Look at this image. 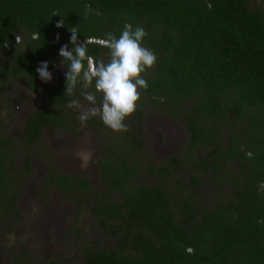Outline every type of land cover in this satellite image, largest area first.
Segmentation results:
<instances>
[{
    "label": "trees",
    "instance_id": "obj_1",
    "mask_svg": "<svg viewBox=\"0 0 264 264\" xmlns=\"http://www.w3.org/2000/svg\"><path fill=\"white\" fill-rule=\"evenodd\" d=\"M126 23L145 29L143 46L157 62L143 74L148 88L140 89L135 124L125 120L129 130L117 133L130 150L123 155L109 145L96 162L108 191L92 212L114 244L87 247L77 264H264V10L250 0H0V55L24 35L9 58L12 73H27L34 89L37 62L62 64L59 50L72 47L71 28L80 42L91 39L87 53L94 61L102 54L107 63L109 50L98 40L107 33L119 38ZM0 80L6 82L5 73ZM82 91H95L94 82L89 89L78 83L71 96L65 75L48 86L49 106L33 109L22 124L26 144H36L46 127L73 129L76 112L67 104L82 99ZM144 99L184 124V163L193 157L186 180L176 174L184 166L174 156L145 170L158 182L133 181ZM86 122L97 123L95 131L106 126L94 117ZM4 155L0 203L14 197ZM48 179L65 191L89 186L86 176L60 171L51 170ZM110 191L116 194L108 199Z\"/></svg>",
    "mask_w": 264,
    "mask_h": 264
},
{
    "label": "rangeland",
    "instance_id": "obj_2",
    "mask_svg": "<svg viewBox=\"0 0 264 264\" xmlns=\"http://www.w3.org/2000/svg\"><path fill=\"white\" fill-rule=\"evenodd\" d=\"M255 5L264 9L260 0H251V6ZM17 36L19 44L22 42L24 35H15V47L7 46L0 55V73L6 74V82L0 80V151L5 153L3 164L7 167L9 192L14 196H7L13 200L12 204L6 196L0 203V264H77L87 247L114 244V240L101 231L98 218L92 212L93 205L108 191L99 177L96 162L109 145L123 155L130 150V145L109 127L100 126L95 131L92 127L97 123L82 125L80 114L90 106L82 97L78 99L82 108H72L76 112L73 129L46 127L40 140L28 146L23 139L22 124L33 109L49 106L45 89L53 81L45 83L38 78L33 84L34 90L27 73H12L15 64L9 57L19 50ZM7 62L10 64L5 71ZM144 111L139 127L141 145L133 154L138 172L133 181L158 182L156 175H149L145 170L150 164L157 166L174 156L179 157L184 166L176 174L186 180V166L192 163L193 157L189 155L184 163L188 152L184 124L162 114L151 104ZM94 118L100 119L99 116ZM126 120L132 126L135 124L134 116ZM7 139L10 142H6ZM81 151L92 154L87 168L81 167L78 156ZM51 170L55 175L60 171L74 179L86 176L89 186L86 189L70 186L65 191L50 183ZM114 194L116 192L110 191L108 199Z\"/></svg>",
    "mask_w": 264,
    "mask_h": 264
},
{
    "label": "clouds",
    "instance_id": "obj_3",
    "mask_svg": "<svg viewBox=\"0 0 264 264\" xmlns=\"http://www.w3.org/2000/svg\"><path fill=\"white\" fill-rule=\"evenodd\" d=\"M55 26L62 27L63 20L55 23ZM70 30L72 47L69 48V45L65 44L59 50V55L63 58L61 63L68 69L65 73V94L73 95L78 83H82L83 89H89L94 82L95 88V91H82L81 93L90 105L80 114L81 124L84 125L88 119L99 116L112 131L127 132L129 126L125 120L137 110L141 101L140 89L147 90L148 88V82L143 74L153 68L157 62L156 54L143 46V40L148 33L139 26L133 30L132 25L127 23L119 38L113 33H107L106 39L98 40L103 47L109 50V59L106 63L103 59L94 61L88 55L87 45L91 39L80 42L78 32L74 28ZM54 39H57L56 35ZM16 40L19 43L20 37L17 36ZM85 61H87V67H85ZM48 64V61L37 62L39 67L36 71L45 83L53 79L52 72L48 70ZM96 93L101 94L99 104ZM67 107L78 109L82 108V105L79 100L72 99ZM78 156L81 160V167L87 168L92 154L81 151Z\"/></svg>",
    "mask_w": 264,
    "mask_h": 264
},
{
    "label": "flooded vegetation",
    "instance_id": "obj_4",
    "mask_svg": "<svg viewBox=\"0 0 264 264\" xmlns=\"http://www.w3.org/2000/svg\"><path fill=\"white\" fill-rule=\"evenodd\" d=\"M261 1V0H260ZM262 2V1H261ZM263 4H264V2H262ZM250 5H251V0H250ZM255 7H257L256 5H255ZM260 9H262V10H264L263 8H260ZM108 58H109V56H108ZM100 59H102L101 58V56H100ZM57 65H59V66H61V68H54L55 66H57ZM57 65H54V66H51V67H49L48 66V70L50 71V72H52V74H53V79L51 80V81H53V83H51V85H54L55 83H57V82H60L62 79H63V77H64V75H65V73H66V70H65V67H64V65L63 64H57ZM40 81L41 82H43L41 79H40ZM50 85V86H51ZM48 99V98H47ZM100 99L101 98H99V99H97V101H99L100 102ZM48 101H49V99H48ZM99 102H98V104H99ZM149 102L147 101V100H145L144 99V102L141 104L142 105V109H143V113L145 112L144 111V109L148 106L149 107ZM131 117V116H130ZM132 117H133V115H132ZM26 119V118H25Z\"/></svg>",
    "mask_w": 264,
    "mask_h": 264
},
{
    "label": "water",
    "instance_id": "obj_5",
    "mask_svg": "<svg viewBox=\"0 0 264 264\" xmlns=\"http://www.w3.org/2000/svg\"><path fill=\"white\" fill-rule=\"evenodd\" d=\"M54 68H55V69H56V68H61V66L57 65V66H55Z\"/></svg>",
    "mask_w": 264,
    "mask_h": 264
}]
</instances>
